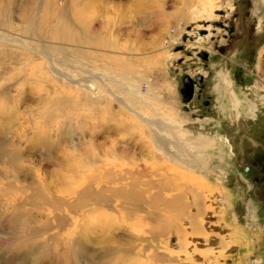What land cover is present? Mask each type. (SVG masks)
Listing matches in <instances>:
<instances>
[{"label": "rangeland", "instance_id": "374dc122", "mask_svg": "<svg viewBox=\"0 0 264 264\" xmlns=\"http://www.w3.org/2000/svg\"><path fill=\"white\" fill-rule=\"evenodd\" d=\"M170 126L211 145L189 157ZM118 147L132 156L118 159ZM92 155L181 171L228 238L218 264H264L253 180L264 163V0H0V264H92L67 253L72 189ZM87 234L97 252L122 232Z\"/></svg>", "mask_w": 264, "mask_h": 264}, {"label": "bare ground", "instance_id": "6f19581e", "mask_svg": "<svg viewBox=\"0 0 264 264\" xmlns=\"http://www.w3.org/2000/svg\"><path fill=\"white\" fill-rule=\"evenodd\" d=\"M222 88L220 82L216 83L213 93L220 95ZM238 103L239 99L233 94V104L238 107ZM174 128L178 131L177 126L166 130L174 135L176 143L192 147L193 151H188L189 157L194 158L198 151L203 150V146L211 145L202 139L197 141L189 134L186 136V131L181 128L179 131L184 135L180 140ZM148 129L154 136L158 132L152 126ZM162 129L165 130V127L162 126ZM140 132L142 134V130ZM157 140L164 141L160 138ZM161 144H155V149L164 148L165 154L175 158L173 151H169V145L163 147ZM154 147L150 145L147 148L153 157L157 156ZM132 149L118 147L117 151L115 149L118 154H114L117 157H130ZM110 156L107 159L88 156L90 162L82 164L85 171L78 170L79 174L82 172L80 180L83 186L80 189L73 187V205H70L67 213V253L72 256L73 262L80 259L83 252L92 264H218L229 247V241L226 234L210 226H214L215 222L209 221L208 217L213 218L215 210L210 198L200 191L203 187L194 184L189 177L185 178L181 171L167 173L170 167L167 170L158 164H149L148 167L132 160L127 164L121 159L118 161L117 157H113L117 161L109 160L112 158ZM74 178L77 180L78 176ZM143 219L154 223L152 231L139 229L145 223ZM119 227L122 234H116V239H111L114 240L112 243L102 245L97 252L85 248V244H91L88 231L97 228L101 233H115Z\"/></svg>", "mask_w": 264, "mask_h": 264}, {"label": "flooded vegetation", "instance_id": "af4514ba", "mask_svg": "<svg viewBox=\"0 0 264 264\" xmlns=\"http://www.w3.org/2000/svg\"><path fill=\"white\" fill-rule=\"evenodd\" d=\"M187 84V92L190 93V91H192V89H194V83L192 80L187 79L186 82ZM227 93V92H226ZM207 100L204 101L205 105ZM260 161H262V157L259 159ZM253 167H257L256 165H254ZM259 169H260V173L256 174L253 176V180L254 182L257 184V195L260 198V202H261V208H264V163L262 162V164L259 165Z\"/></svg>", "mask_w": 264, "mask_h": 264}, {"label": "water", "instance_id": "95a60500", "mask_svg": "<svg viewBox=\"0 0 264 264\" xmlns=\"http://www.w3.org/2000/svg\"><path fill=\"white\" fill-rule=\"evenodd\" d=\"M187 84L185 83L184 87L181 89V92L185 98V100L187 101L189 96H190V93L187 92Z\"/></svg>", "mask_w": 264, "mask_h": 264}]
</instances>
